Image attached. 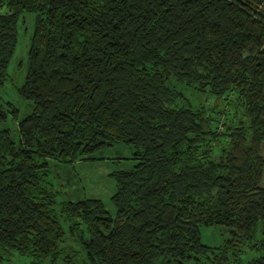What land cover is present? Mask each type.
I'll return each mask as SVG.
<instances>
[{"label":"trees","instance_id":"1","mask_svg":"<svg viewBox=\"0 0 264 264\" xmlns=\"http://www.w3.org/2000/svg\"><path fill=\"white\" fill-rule=\"evenodd\" d=\"M23 12L30 110L14 138L0 130V264H264V0H0V84ZM6 106L0 122L17 118ZM121 143L135 163L110 174L113 214L100 198L58 201L52 161ZM202 226L230 235L211 246Z\"/></svg>","mask_w":264,"mask_h":264},{"label":"rangeland","instance_id":"2","mask_svg":"<svg viewBox=\"0 0 264 264\" xmlns=\"http://www.w3.org/2000/svg\"><path fill=\"white\" fill-rule=\"evenodd\" d=\"M1 11H5V9ZM34 19V13H21L18 23V43L8 66L7 78L0 84V101L3 103L4 108L7 109L6 103H10L17 111V118L11 112L8 113L7 120L0 122V130L3 128L10 129L13 138L17 134L15 132L17 120L30 110V102L18 94L17 88L23 83L26 74L27 52L33 32ZM184 94L193 104L206 102L214 105L218 104L215 110L220 111L222 117L233 113V106L227 100H221L217 103L213 97L207 98L206 95L197 93L190 88L184 89ZM238 116H242V114L240 113ZM213 118H215V121L218 119V113L215 111L213 112ZM98 154L106 158L96 161L79 160L67 164L57 161L51 162L49 180L55 190L58 191L57 199L59 202L84 197L100 198L109 213L113 214L115 212V207L110 200V196L115 190V182L110 174L115 170L128 169L133 166L135 161L131 158L132 148L121 143L105 148ZM261 184L264 186V176ZM68 235L67 231L66 236ZM229 235L228 229L223 226H202L200 228L201 241L211 246L222 244ZM255 236L261 238L264 236V232L259 229ZM61 245L77 252L80 250L79 244L71 237H67V240ZM252 255L253 252L248 251L245 254L243 253L242 258L245 261ZM30 262V258L14 254L10 260L3 264H31ZM45 264L51 263L47 261ZM55 264H65L64 258H60Z\"/></svg>","mask_w":264,"mask_h":264}]
</instances>
